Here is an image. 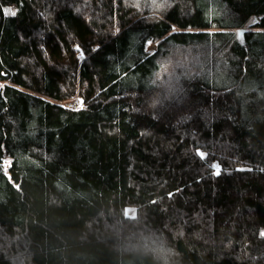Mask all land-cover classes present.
<instances>
[{
    "label": "trees",
    "instance_id": "1",
    "mask_svg": "<svg viewBox=\"0 0 264 264\" xmlns=\"http://www.w3.org/2000/svg\"><path fill=\"white\" fill-rule=\"evenodd\" d=\"M121 216L264 264V0H0V264H122Z\"/></svg>",
    "mask_w": 264,
    "mask_h": 264
},
{
    "label": "clouds",
    "instance_id": "2",
    "mask_svg": "<svg viewBox=\"0 0 264 264\" xmlns=\"http://www.w3.org/2000/svg\"><path fill=\"white\" fill-rule=\"evenodd\" d=\"M140 218L137 219L139 221ZM127 221V224L123 222ZM121 227L111 231L112 250L125 264H182L183 253L168 236L147 223L140 225L121 216Z\"/></svg>",
    "mask_w": 264,
    "mask_h": 264
},
{
    "label": "rangeland",
    "instance_id": "3",
    "mask_svg": "<svg viewBox=\"0 0 264 264\" xmlns=\"http://www.w3.org/2000/svg\"><path fill=\"white\" fill-rule=\"evenodd\" d=\"M65 103L71 107H74V108H78L80 106H82L83 102L81 101V98H79V96H75L74 98L72 99H68L65 101ZM126 212L129 214V215H134L135 214V208H128L126 210Z\"/></svg>",
    "mask_w": 264,
    "mask_h": 264
},
{
    "label": "snow or ice",
    "instance_id": "4",
    "mask_svg": "<svg viewBox=\"0 0 264 264\" xmlns=\"http://www.w3.org/2000/svg\"><path fill=\"white\" fill-rule=\"evenodd\" d=\"M12 15H15V13L14 12H12L11 13ZM201 155H204L203 153H201ZM219 171H220V169H219V167H217V169H216V172H217V174H219Z\"/></svg>",
    "mask_w": 264,
    "mask_h": 264
}]
</instances>
